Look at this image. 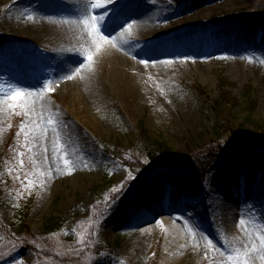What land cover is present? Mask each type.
<instances>
[{"label":"rangeland","instance_id":"1","mask_svg":"<svg viewBox=\"0 0 264 264\" xmlns=\"http://www.w3.org/2000/svg\"><path fill=\"white\" fill-rule=\"evenodd\" d=\"M38 1L0 0V154L13 140L7 169H0V264H233L228 256L237 251L241 259L248 253L249 264H264V0H201L179 12L184 0H162L171 19L191 16L173 32L189 42L237 46L239 26L250 24L243 32L251 43L196 65L174 53L158 68L144 60L126 72L102 43L88 50V35L107 36L109 26L125 46L145 51L165 37L159 23L137 29L114 18L123 0H107L115 12L105 26L97 14L74 20L70 3ZM51 12L58 21L41 33L37 23ZM222 24L231 30L217 39L212 27ZM63 56L88 64L105 83L86 117L62 74ZM222 90L236 107H214ZM41 130L52 141L46 159ZM233 134L248 139L240 145ZM115 145L128 153L130 169L107 156L105 148ZM205 149L211 158L203 170L183 166ZM147 155L158 160L150 164ZM20 215L24 236L35 238L30 248L8 236L19 237ZM49 219L59 228L47 232ZM173 247L180 256H171Z\"/></svg>","mask_w":264,"mask_h":264},{"label":"bare ground","instance_id":"2","mask_svg":"<svg viewBox=\"0 0 264 264\" xmlns=\"http://www.w3.org/2000/svg\"><path fill=\"white\" fill-rule=\"evenodd\" d=\"M64 1L66 3H70L74 7V20H81L85 15H96L100 19L101 25L108 24L110 21L111 13L115 12L112 9L108 8L107 0H96L93 4H91V0H58ZM109 1V0H108ZM201 0L194 1H183L182 4L178 7L179 11H189L193 8V6H197V4ZM123 4L125 5L122 9V12L118 14L116 19H122L124 24L131 27L139 28H153L155 22L160 24V27L166 31L165 37L159 39L158 43L154 47H150L149 49L144 51L143 47H127L122 41V36L120 32L116 34H112V28L108 26V35L104 36V34L99 33L98 36L88 35L90 42L87 45L88 50L92 47L97 46V44L102 43L106 46L108 52L110 53L111 59L114 63L121 69V71H128L136 68L137 66L143 65L144 60H149L153 66V68H158L159 65L163 62L165 57L170 56L174 53H179L188 57L192 61L193 65H196V62H200L207 58L210 53H214L215 51H220V53H229L230 55H235L241 51L243 48L245 49L247 45H250V36L247 35L243 30L248 31L250 28V24H244L239 26V32L237 36L238 42H240L237 46H224V47H213L211 45H207L204 41L193 40L191 42L186 40L185 34L173 33L177 32L181 24L191 18L190 15H185L181 18L171 19L173 14H169L170 8L167 5L162 3V0H123ZM28 3L32 5L41 4L40 1L36 0H28ZM95 3H99V8L95 6ZM108 8V9H107ZM162 10L165 12L162 15ZM124 11V13H123ZM168 16V17H167ZM19 13L16 11L13 19H11V28L13 30L17 29V25L15 23L19 22ZM115 20V19H114ZM58 21V17L53 15V13H48L45 18L40 20L37 23L39 31L41 33H48L51 31L52 26ZM74 21V22H76ZM103 26V27H104ZM214 30L219 31V33H215L217 39H221L224 34V31H230L231 27L227 24L222 25H214L212 27ZM104 29V28H103ZM105 30V29H104ZM53 31V30H52ZM236 34V32H234ZM102 35V36H101ZM264 35V33H263ZM96 36V38H95ZM261 41V42H260ZM256 47H260L263 43V39H261ZM256 43V44H258ZM220 45V44H218ZM63 64L65 66V70H63L62 74L67 75L66 84L69 85L75 92L78 93L81 102L83 105L79 107L78 111L84 113L85 117L87 116V111L91 107L93 103L98 99V91L101 84L95 76V73L91 70L88 64L86 63H77V58L75 56H63L61 57ZM61 68V65H59ZM20 68L18 67L15 73H19ZM33 97V95H32ZM86 112V114H85ZM34 117H40V112L37 107L32 110ZM39 145L41 148V155L46 157L51 154V145L52 141L43 130H41ZM240 210V207L237 203L235 206L233 213L237 214ZM165 213H167L165 211ZM156 218V216H154ZM165 222H169L171 218L162 217ZM176 236H179V232L175 233ZM180 237V236H179ZM171 245H174L173 242H170ZM170 252L175 255L171 256H180V250L178 247L170 248Z\"/></svg>","mask_w":264,"mask_h":264},{"label":"trees","instance_id":"3","mask_svg":"<svg viewBox=\"0 0 264 264\" xmlns=\"http://www.w3.org/2000/svg\"><path fill=\"white\" fill-rule=\"evenodd\" d=\"M4 43H5L4 38L0 37V45H2ZM219 83L221 86L225 85V80L221 75L219 76ZM226 105L229 106L231 109H233L234 107H236L237 102H235V99L233 97H231L229 92L222 90V92L219 93L218 99L215 100L214 107H216V106L222 107V106H226ZM249 108H253V107L249 106ZM140 127L142 129V125H140ZM231 138L234 139L240 145H241V143H246V140L248 139V138L243 137L241 140H238V137L236 136V134H233ZM253 140H255V139H253ZM258 140H259V142H258L259 145H264V135H260ZM258 140H255V141H258ZM251 143L257 144L256 142H250L247 144L250 145ZM8 146L0 154V169H7V164L4 161V158L9 153L10 148L13 146V140L12 139L8 142ZM156 146L158 147V150L164 149V147L161 145V143H157ZM207 150H209V149L202 150L201 152H199L197 154H190L189 156H187L185 158L184 161H186V162L183 166H188L191 170H194L196 173L199 172L200 170H203V166H202L203 162L206 163L211 158V155H210V153H208ZM163 151L167 152V149H164ZM105 152L107 153V156L111 160H113V161L116 160L122 166L129 168V169L131 168L132 162L128 161V157H127L128 153L125 152V150L121 146L115 145V147H113V148H105ZM167 157L170 158L171 156L167 155ZM147 158H148V162L150 164H152V163L155 164L156 161L158 160V158L155 159V157H153L152 155H147ZM202 159H204V160H202ZM169 163L170 162L167 161V162H165L159 166H164L165 164H169ZM58 223H59L58 221H54L53 219H49L45 225V230L47 232H51L53 230L58 229L60 226ZM16 225H17V232L16 233L19 237L18 238L13 237V236H11V234H9L8 236H10L16 242L17 247L24 246V247L30 248L31 242L33 240H35V238H33V239L27 238L26 234L24 236V233L27 232V228L25 226L23 215H20V217L17 219Z\"/></svg>","mask_w":264,"mask_h":264},{"label":"snow or ice","instance_id":"4","mask_svg":"<svg viewBox=\"0 0 264 264\" xmlns=\"http://www.w3.org/2000/svg\"><path fill=\"white\" fill-rule=\"evenodd\" d=\"M97 7H99L100 5H95ZM88 59L90 60L91 57H88ZM241 223H243V221H241ZM260 241H261V246L264 247V236L260 237ZM209 244H211V241H209ZM256 247L253 245L252 246V251H256ZM248 253L244 254V258L241 259L240 253L237 251L236 255H229L228 256V260L232 261L233 264H249V261L247 259ZM262 259H264V257H262Z\"/></svg>","mask_w":264,"mask_h":264}]
</instances>
